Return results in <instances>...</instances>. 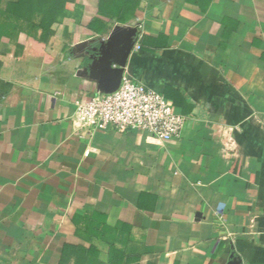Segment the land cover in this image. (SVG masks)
<instances>
[{
    "label": "crops",
    "instance_id": "0c3cea01",
    "mask_svg": "<svg viewBox=\"0 0 264 264\" xmlns=\"http://www.w3.org/2000/svg\"><path fill=\"white\" fill-rule=\"evenodd\" d=\"M100 1L68 3L44 53L0 32V264H60L94 212L130 225L137 264H264V0H141L131 24ZM117 25L139 29L124 75L183 95L178 139L75 121L99 89L76 45Z\"/></svg>",
    "mask_w": 264,
    "mask_h": 264
},
{
    "label": "trees",
    "instance_id": "16d2710c",
    "mask_svg": "<svg viewBox=\"0 0 264 264\" xmlns=\"http://www.w3.org/2000/svg\"><path fill=\"white\" fill-rule=\"evenodd\" d=\"M75 0H0V32L8 34L7 42L25 34L35 51L44 53L48 43L69 19L66 6ZM207 10L212 0H198ZM141 0H101L102 12L118 13V21L131 24L137 17ZM158 39L142 35L140 47L147 50L157 45ZM148 45V46H147ZM11 46V45H10ZM89 58H84L85 65ZM167 95L174 104L181 105L183 95L168 87ZM74 231L63 239L60 264H137L141 253L127 252L118 244H127L132 238L130 225L122 220L111 221L101 212L75 213L72 216ZM83 240L86 243H82Z\"/></svg>",
    "mask_w": 264,
    "mask_h": 264
},
{
    "label": "built area",
    "instance_id": "2783aa9c",
    "mask_svg": "<svg viewBox=\"0 0 264 264\" xmlns=\"http://www.w3.org/2000/svg\"><path fill=\"white\" fill-rule=\"evenodd\" d=\"M76 104L75 121L82 126L120 131L134 129L159 141L181 137L185 121L172 100L128 75L123 76L116 91L98 92Z\"/></svg>",
    "mask_w": 264,
    "mask_h": 264
},
{
    "label": "water",
    "instance_id": "95a60500",
    "mask_svg": "<svg viewBox=\"0 0 264 264\" xmlns=\"http://www.w3.org/2000/svg\"><path fill=\"white\" fill-rule=\"evenodd\" d=\"M139 29L133 25H117L107 39L95 38L79 42V57L89 58L86 76L98 81V92L116 91L123 80L131 52L136 44ZM90 43H96L85 52ZM227 264H244L241 256L231 254Z\"/></svg>",
    "mask_w": 264,
    "mask_h": 264
}]
</instances>
